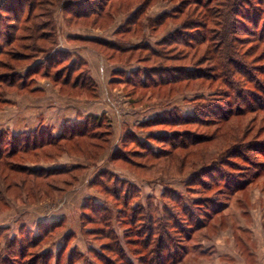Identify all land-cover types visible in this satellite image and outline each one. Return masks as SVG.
Wrapping results in <instances>:
<instances>
[{
	"label": "rangeland",
	"instance_id": "rangeland-1",
	"mask_svg": "<svg viewBox=\"0 0 264 264\" xmlns=\"http://www.w3.org/2000/svg\"><path fill=\"white\" fill-rule=\"evenodd\" d=\"M0 152V264H264V0H0Z\"/></svg>",
	"mask_w": 264,
	"mask_h": 264
},
{
	"label": "trees",
	"instance_id": "trees-1",
	"mask_svg": "<svg viewBox=\"0 0 264 264\" xmlns=\"http://www.w3.org/2000/svg\"><path fill=\"white\" fill-rule=\"evenodd\" d=\"M221 1H225V2H228L229 0H221ZM236 1V0H235ZM15 2V1H14ZM13 9V8H12ZM11 9V7L10 6H6V7H4V11H10V10H12ZM137 72V71H136ZM137 74V73H136ZM168 83H170V81L169 80H166ZM95 121L94 123H98V121L100 120V117L99 116H89L86 120H85V124H88V122H90V121ZM160 121H165V120H159V119H155L154 121H153V123H152V125H154V124H158V123H161ZM167 121V120H166ZM67 128H71L72 130V134H70L69 136H80V135H83V134H87V132H84V131H79V129H76V127L75 126H69V127H67ZM63 138H65L64 137V135L63 136H59V138H57V139H55V140H53V141H49L47 144H52V143H54V142H56V141H58V140H61V139H63ZM43 145V144H42ZM42 145H35V146H33V148H36L37 146H42ZM26 149H29V148H25V149H23V151H25ZM10 153H14L13 151L11 152L10 151ZM1 152H0V157H1ZM25 168V167H24ZM27 168H25V170H26ZM27 170H29L30 172L29 173H34V174H36V172L34 171V170H31V169H27ZM40 240V239H39ZM39 243V241L38 242H35V243H33V247H35V246H37V244ZM1 262H3V260H1Z\"/></svg>",
	"mask_w": 264,
	"mask_h": 264
},
{
	"label": "crops",
	"instance_id": "crops-1",
	"mask_svg": "<svg viewBox=\"0 0 264 264\" xmlns=\"http://www.w3.org/2000/svg\"><path fill=\"white\" fill-rule=\"evenodd\" d=\"M73 123H75V122H73ZM73 123L72 124H70L71 126H73Z\"/></svg>",
	"mask_w": 264,
	"mask_h": 264
}]
</instances>
